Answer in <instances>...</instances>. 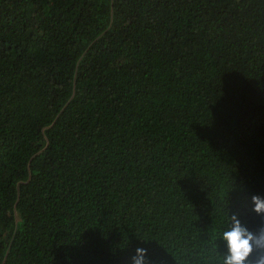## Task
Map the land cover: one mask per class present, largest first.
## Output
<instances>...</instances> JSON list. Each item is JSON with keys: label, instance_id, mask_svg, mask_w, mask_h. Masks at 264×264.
Segmentation results:
<instances>
[{"label": "trees", "instance_id": "obj_1", "mask_svg": "<svg viewBox=\"0 0 264 264\" xmlns=\"http://www.w3.org/2000/svg\"><path fill=\"white\" fill-rule=\"evenodd\" d=\"M253 195L264 0H0V264H223Z\"/></svg>", "mask_w": 264, "mask_h": 264}, {"label": "clouds", "instance_id": "obj_2", "mask_svg": "<svg viewBox=\"0 0 264 264\" xmlns=\"http://www.w3.org/2000/svg\"><path fill=\"white\" fill-rule=\"evenodd\" d=\"M251 199L254 203V211L264 213V198L253 195ZM230 220V229L222 233V239L227 242L228 247V255L223 258V264H244L245 259L252 252L253 246L257 249H264V228L253 233L242 225L235 215H232ZM146 251L144 248H136L135 254L131 258L132 264H143ZM255 264H264V254L256 259Z\"/></svg>", "mask_w": 264, "mask_h": 264}]
</instances>
